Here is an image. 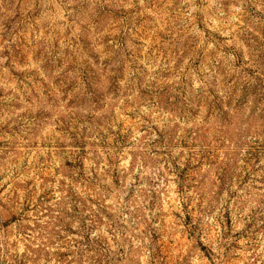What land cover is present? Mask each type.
Listing matches in <instances>:
<instances>
[{"label":"clouds","instance_id":"9594fccd","mask_svg":"<svg viewBox=\"0 0 264 264\" xmlns=\"http://www.w3.org/2000/svg\"><path fill=\"white\" fill-rule=\"evenodd\" d=\"M0 264H264V0H0Z\"/></svg>","mask_w":264,"mask_h":264}]
</instances>
